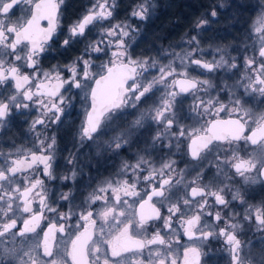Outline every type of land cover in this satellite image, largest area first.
<instances>
[{
	"label": "snow or ice",
	"instance_id": "6c2138e0",
	"mask_svg": "<svg viewBox=\"0 0 264 264\" xmlns=\"http://www.w3.org/2000/svg\"><path fill=\"white\" fill-rule=\"evenodd\" d=\"M63 4L0 0V137L22 116L32 138L31 147L0 146V264H177V227L189 240L223 238L228 264H264V196L250 202L252 186L264 191V0L250 5L258 15L243 39L210 45V60L202 34L223 4L194 21L180 51L135 57L140 28L130 21L149 20L157 0H138L116 23L117 0H92L66 33ZM81 43L68 63L42 66L49 52ZM76 97L83 119L57 176L58 139L49 132ZM122 151L131 159L106 177L88 175L91 190L77 203L85 168L95 160L99 172ZM178 154L183 168L171 158ZM57 179L72 187L52 189ZM245 226L251 237L241 240ZM200 256V247H185L181 264H200Z\"/></svg>",
	"mask_w": 264,
	"mask_h": 264
},
{
	"label": "flooded vegetation",
	"instance_id": "af4514ba",
	"mask_svg": "<svg viewBox=\"0 0 264 264\" xmlns=\"http://www.w3.org/2000/svg\"><path fill=\"white\" fill-rule=\"evenodd\" d=\"M247 5L243 8L244 10L241 11H224L218 12V17L211 22L209 29L203 32V47L206 50V54L204 59H212V49L210 45L214 48L215 46L226 47L228 45L237 44L240 40L243 39L244 35L246 34L247 30L251 28L252 22L255 20L256 16L258 15V10L253 11L250 5L257 3V0H245ZM138 2V0H117L118 7L114 14V19L111 21L112 23H116L119 21H124L128 19L129 13L131 11L132 6ZM92 3V0H64V4L61 6L60 13L62 17V23L64 26V31L66 33L67 25L70 21L76 20L79 18L85 11L88 6ZM208 11H197L186 14V18L184 21L178 16L176 18V26L173 32V41L172 47L176 51L181 50L182 46V38L185 37V34H192V25L194 21L200 17L202 14H206ZM22 13L17 10L16 16H20ZM15 19V17H14ZM133 25H139L141 21L132 19L130 21ZM42 24L44 26L47 25L46 21H43ZM144 26L142 29L141 42H136L133 45V56H151L152 54L148 50V45L145 44L147 37L145 36L146 33V25L147 21L143 22ZM235 25V27H232ZM91 35H95L93 32ZM215 37V39H212ZM64 37L63 35L60 36L62 40ZM84 45L76 44L73 48L69 49L65 52L63 49L57 48L55 51H51L46 54L42 60V66L47 69L53 64H66L69 60L75 58L77 55L80 54V51L83 49ZM231 51V49H229ZM236 55L235 52L232 53ZM166 62V60L164 61ZM99 63V61H96ZM243 69H241V72ZM194 76H198L201 79L207 78L205 76H200L199 73H192ZM230 75V74H229ZM225 77V73L223 71L219 73L213 74V78L219 81L220 78ZM237 77L233 76L232 79L228 80V83H232ZM159 95V94H157ZM149 104L152 103L150 100ZM191 103V97H188L184 101V107L187 108L188 105ZM255 101H251L249 106H255ZM74 107L70 109V114L64 117V124L59 126L57 130L54 126L49 134L53 131L56 132L57 139H58V150H57V164L55 166V172L57 176L63 174L66 169L64 167V157L67 156V152L65 149L66 141L71 134L72 131L75 130L76 127L80 124L83 119V105L82 101L79 97H76L73 101ZM141 107H144L143 105ZM264 107V106H261ZM221 118L227 119L228 116L224 113H221ZM132 119V117H129ZM25 117L22 116H15L14 119L11 121L10 130L7 134L3 137H0V146H3L4 151H9L12 142H15L16 146H23V147H31V135L27 132L28 125L24 123ZM191 123V122H189ZM146 136H150L151 133H146ZM142 146V145H141ZM135 149H133L134 151ZM84 151V150H82ZM105 155H110L106 153ZM131 152L129 151H122L120 157L116 158L113 161H110L109 164L104 165L102 164L99 166V172L96 171L97 162L95 160L92 161L94 167L92 169L85 168L86 175L82 178L78 179L76 202L79 203L80 199H82L83 195L86 194V191H90L91 189L85 190L84 184L88 183V175H91L93 178H102L108 176L116 166L119 165L120 158L131 159ZM178 161V167L183 168L185 166V160L181 158V155H175L171 157ZM50 187L54 190H63L68 191V188L72 187L71 183L65 187L61 184L59 179L55 181L49 182ZM92 186H96V179H93ZM254 192L252 195L255 199L250 200V202L255 203L258 201L262 196H264V191L261 190V186L259 184L252 186ZM251 191V190H250ZM66 210V208L61 209ZM237 211H242L238 206L236 208ZM223 226V225H221ZM151 233V229L149 230V234ZM176 235L179 238V243L175 244V251L177 255V264H181L183 259V251L185 247H193L198 246L200 247L201 256H200V264H228V252L226 247L223 244V238L220 239H210L209 241H199V240H189L187 236L183 235L182 229L177 227ZM251 237V233L248 232L247 226H245L244 234L240 235L241 240H247ZM69 236L66 234L65 236L61 237L60 234H57V240H67ZM63 246V245H61Z\"/></svg>",
	"mask_w": 264,
	"mask_h": 264
},
{
	"label": "trees",
	"instance_id": "16d2710c",
	"mask_svg": "<svg viewBox=\"0 0 264 264\" xmlns=\"http://www.w3.org/2000/svg\"><path fill=\"white\" fill-rule=\"evenodd\" d=\"M223 4L217 8L218 12L241 11L247 5L245 0H157L155 14L147 20L145 36L148 50L152 53L160 45H169L173 41V32L176 18L182 21L187 19L186 14L197 11H210L212 7ZM150 48V49H149Z\"/></svg>",
	"mask_w": 264,
	"mask_h": 264
},
{
	"label": "rangeland",
	"instance_id": "374dc122",
	"mask_svg": "<svg viewBox=\"0 0 264 264\" xmlns=\"http://www.w3.org/2000/svg\"><path fill=\"white\" fill-rule=\"evenodd\" d=\"M139 28H140V37H139V39L137 40L138 42H141V36H143L142 35V29H143V26H144V24H143V22L141 21L140 23H139ZM172 45V43H170L169 45H160V46H158L157 48L155 47L154 48V50H152L153 52L151 53L152 55L151 56H155V55H157V50L158 49H160V48H169L170 46ZM150 49V48H149Z\"/></svg>",
	"mask_w": 264,
	"mask_h": 264
}]
</instances>
